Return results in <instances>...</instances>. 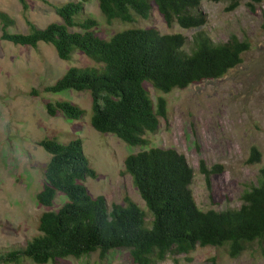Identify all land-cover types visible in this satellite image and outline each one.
<instances>
[{
    "label": "trees",
    "instance_id": "trees-1",
    "mask_svg": "<svg viewBox=\"0 0 264 264\" xmlns=\"http://www.w3.org/2000/svg\"><path fill=\"white\" fill-rule=\"evenodd\" d=\"M18 1L25 14L28 1ZM41 1L54 9L58 21L39 28L25 16L28 31L13 33L9 27L15 20L0 10V39L34 49L45 43L61 60L69 61L78 51L95 62L97 66L70 67L42 91H87L91 126L134 147L148 146L147 135L157 132L168 116L166 98L158 96L154 101L147 83L158 92L169 93L219 79L242 62L251 46L246 37L235 33L225 41H213L204 31H197L189 40L181 33H160L154 26L123 30L105 40L94 30L96 19L85 12L87 0ZM210 1L227 2L226 10H234L242 0ZM263 1L246 0V6L255 10ZM97 3L107 24L147 20L153 8L167 27L195 29L206 23L202 0ZM29 94L38 96L39 90ZM45 110L50 116L62 114L70 120L84 115V109L69 100L47 102ZM36 144L50 155L43 169L44 181L35 194L37 203L52 207L59 193L66 201L39 215L37 233L25 245L0 250V264H17L23 258L35 264H61L65 258L80 259L91 253L103 260L117 249L127 250L133 264H160L170 255H187L209 246L224 247L236 258L254 242H264V167L258 170L256 182L243 189L238 208L203 210L190 188L194 167L183 153L173 147H149L128 154L124 173L131 176L151 215L148 228L145 212L129 196L124 195L123 203L108 205L103 195L88 191L84 181L97 178V172L89 164L80 137L68 142L46 137ZM261 159L262 152L251 146L246 163ZM199 172L209 188L210 176L222 172V167H207L201 159Z\"/></svg>",
    "mask_w": 264,
    "mask_h": 264
},
{
    "label": "rangeland",
    "instance_id": "rangeland-1",
    "mask_svg": "<svg viewBox=\"0 0 264 264\" xmlns=\"http://www.w3.org/2000/svg\"><path fill=\"white\" fill-rule=\"evenodd\" d=\"M27 1L29 8L25 15L18 0H0V10L15 20L9 27L10 32H27L26 17L39 28L59 20L47 3ZM227 5V2L202 0L206 23L199 28L182 29L178 25L167 27L156 8L147 20H116L107 24L97 0L85 2V12L97 21L96 34L105 40L123 30L154 26L160 33H181L189 40L197 31H204L213 41H225L229 34L235 33L251 43L242 62L219 79L191 84L169 93L158 92L147 83L152 99L155 101L163 96L168 107L167 120H161L158 131L147 135L148 146H130L113 134L95 130L90 124L87 91H42L70 67L97 66L95 62L78 51L69 61L61 60L45 43H39L34 49L0 39V250L25 245L37 233L39 215L57 209L66 201L61 193L52 207L36 201L35 194L44 181L43 169L50 159L36 141L46 137L60 142L80 137L89 164L97 172V178L84 181L88 191L93 196L103 195L108 205L123 203L124 195L129 196L145 212L148 228L151 215L131 176L124 173L123 161L128 154L149 147H173L185 155L194 167L190 188L200 209L240 206L243 189L256 182L258 170L264 167V1L255 10L246 6V0L234 10H226ZM32 89L39 90V95L29 94ZM59 100L79 105L84 109L82 118L70 120L62 114L48 115L45 104ZM251 146L262 152L259 163H246ZM201 159L207 167H222V172L210 176L209 188L199 172ZM17 264L35 263L23 258ZM61 264L133 262L127 250L117 249L103 260L97 253H91L80 259L65 258ZM160 264H264V242H254L236 258L230 257L224 247L209 246L198 247L187 255H170Z\"/></svg>",
    "mask_w": 264,
    "mask_h": 264
}]
</instances>
